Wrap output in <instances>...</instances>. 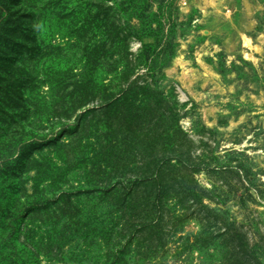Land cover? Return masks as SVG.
I'll list each match as a JSON object with an SVG mask.
<instances>
[{"label": "rangeland", "instance_id": "obj_1", "mask_svg": "<svg viewBox=\"0 0 264 264\" xmlns=\"http://www.w3.org/2000/svg\"><path fill=\"white\" fill-rule=\"evenodd\" d=\"M0 264H264V0H0Z\"/></svg>", "mask_w": 264, "mask_h": 264}, {"label": "bare ground", "instance_id": "obj_2", "mask_svg": "<svg viewBox=\"0 0 264 264\" xmlns=\"http://www.w3.org/2000/svg\"><path fill=\"white\" fill-rule=\"evenodd\" d=\"M179 62V60H177ZM180 63V62H179Z\"/></svg>", "mask_w": 264, "mask_h": 264}]
</instances>
